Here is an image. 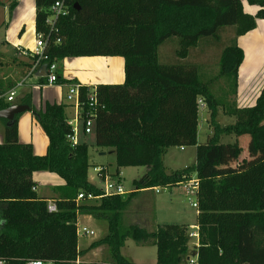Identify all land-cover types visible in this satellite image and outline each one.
<instances>
[{
	"label": "trees",
	"instance_id": "obj_1",
	"mask_svg": "<svg viewBox=\"0 0 264 264\" xmlns=\"http://www.w3.org/2000/svg\"><path fill=\"white\" fill-rule=\"evenodd\" d=\"M58 1L35 0L36 33H49L46 22ZM65 3L70 14L57 21L58 32L52 35L42 65L69 58L122 57L125 83L95 88L99 104L96 146L114 150L118 173L128 167L148 171L134 180L131 193L78 202L80 193L104 195V188L89 180V147L73 146L69 139L72 127L63 105L47 104L45 110L38 111L28 95L21 104L30 107L49 146L47 155H35L31 144L19 141L20 115L12 123L0 119L4 126V142L0 144V259L8 264L30 260L72 264L91 250L106 246L109 264H136L122 253L125 242L133 239L156 245L157 264H191L196 257L195 264H264V89L254 107L240 110L219 99L211 84L200 79L193 63L166 65L158 57L163 44L178 38L177 56L185 60L200 40L220 41L221 29L234 27L235 37L227 39L229 45L220 58L218 78L232 81L236 95L245 58L237 39L255 30L258 20H264V0H247L259 8L255 16L244 12L241 0ZM58 82L66 83L62 76ZM46 83V78H40V84ZM13 86L0 91V111L11 107L3 96ZM91 90L81 87L82 103H87ZM200 101L210 113L212 131L202 145L198 142ZM222 109L236 122L221 125L218 117ZM241 137L251 139L252 160H243L236 169L227 168L242 155ZM176 147H196V162L169 173L163 158ZM39 172L55 174L64 182L57 212H49L48 202L36 191L34 175ZM193 176L198 180V245L189 246L186 226L159 225L154 232L139 226L123 227V214L139 192L173 188L192 181ZM80 215L107 223V235L87 250L80 249Z\"/></svg>",
	"mask_w": 264,
	"mask_h": 264
},
{
	"label": "crops",
	"instance_id": "obj_2",
	"mask_svg": "<svg viewBox=\"0 0 264 264\" xmlns=\"http://www.w3.org/2000/svg\"><path fill=\"white\" fill-rule=\"evenodd\" d=\"M24 0L17 1L16 11L20 9ZM243 3L244 12L246 14H250L255 16L259 10L257 6H250L247 3V0H241ZM2 3V2H1ZM12 4L5 6L7 10L10 12V7ZM36 8V7H35ZM34 8V21L32 23L31 31L35 35V40H32L30 43L25 42L26 35L19 36L18 40H14L10 42L8 37V29L7 34L5 35V40L0 41V45H5L7 52H11L12 56L7 52H2L0 48V91L3 88H7L11 85H14L8 92H6L3 96L7 101L8 94L11 90L16 89L17 96L15 101L11 103L13 105H22L21 102L30 95L32 97V106L40 111L45 110L47 104H57L63 105L66 108V113L68 120L71 121L75 118V108L73 103L67 100V96L69 94V90L73 85H79L81 87H88L91 89H95L100 85H122L125 83L126 74H125V60L123 58L117 57H83V58H74L70 61L66 59L64 62L67 64V70L61 72L60 70V62L57 63L58 77L62 78L66 81V83L58 82L56 85H42L40 84V77L38 76L39 71L35 74H31V70L33 69L35 63V57L33 55L34 50L36 48V10ZM14 10V11H15ZM17 26L23 27V31L27 28L26 20L21 15L17 14ZM29 31V30H28ZM238 46L243 50L245 58L239 69L238 74V89L236 95H234L230 89V94L227 97V103L234 104L238 109L244 110L252 108L256 105L257 100L264 89V20H258L257 27L255 30L249 32L248 34L241 36L237 39ZM187 59L179 60L178 62H184ZM100 65L99 70L92 68V65L97 64ZM201 104V110L199 114V128H198V139H199V131L200 125L203 127L201 117L203 118L204 104L202 101L199 102ZM219 113L218 121L221 125L227 126L236 122V119L230 116H225ZM221 117L225 118L224 123L221 122ZM78 142L79 144H87L88 139L83 125H79L78 129ZM212 134V131H209ZM95 134L92 133L91 135ZM209 134V136H211ZM234 138H232L231 142H234ZM246 137L239 138L240 145L244 143L250 144L249 142H245ZM19 141L23 144H31L34 149V153L37 156H45L47 155L49 139L44 132L43 128L39 124L38 120L35 118L33 112L28 111L20 115L19 117ZM4 142V126L0 121V144ZM199 142V140H198ZM246 144V145H247ZM243 147V146H241ZM98 148V147H97ZM181 151L187 150L186 148H178ZM170 148L167 154L172 150ZM100 157H105L108 153L114 154V150L111 148H99ZM244 152V151H243ZM242 152L243 158H239L241 162L243 160L251 161V157L249 158ZM166 154V155H167ZM196 156V155H195ZM194 159V163L196 162V158L192 156ZM238 160V161H239ZM238 161L232 162L227 168L236 169L239 165ZM193 165V164H192ZM189 167V166H188ZM187 168V167H186ZM98 170L108 171L107 169L97 168L94 171L99 175ZM148 171V170H147ZM178 171V170H177ZM108 173V172H107ZM109 174V173H108ZM196 176H193V180H197ZM34 180L36 183V191L39 197L47 202L57 203L58 201L63 200V191L62 188L64 186V182L55 174H51L48 172H39L35 173ZM92 182V181H90ZM50 184L52 187L48 192L49 198L40 195V189L45 184ZM93 183V182H92ZM43 184V185H42ZM94 184V183H93ZM41 186V187H40ZM179 186L185 187L187 194V184H181ZM132 191H127V193H131ZM149 192L142 191L139 192L138 196ZM151 192H156L153 189ZM157 193V192H156ZM161 193V188H160ZM157 193V194H160ZM134 201V200H133ZM156 205V202L154 203ZM132 203L129 208L125 211L128 212L131 210ZM125 214V213H124ZM198 217V214H197ZM84 219L87 224L94 228V223L97 222L92 216L83 215L79 216ZM99 222V221H98ZM133 222V221H132ZM130 223V226H135L134 223ZM138 226V225H137ZM182 226V225H179ZM187 227V226H186ZM193 227V226H192ZM197 227V226H196ZM96 236V235H95ZM98 240L86 241V243H81L80 241V249L87 250L92 243ZM197 242V241H196ZM109 258V249L106 246H101L94 250H91L83 259H88L87 263L89 264H102L108 263ZM106 258V259H105Z\"/></svg>",
	"mask_w": 264,
	"mask_h": 264
},
{
	"label": "rangeland",
	"instance_id": "obj_3",
	"mask_svg": "<svg viewBox=\"0 0 264 264\" xmlns=\"http://www.w3.org/2000/svg\"><path fill=\"white\" fill-rule=\"evenodd\" d=\"M14 1L15 0H0V41L6 39L5 35L9 29L10 31L8 32L9 34L7 38H9L10 42L18 40L19 36L22 34V36L26 35L25 42L30 43L32 40H35V35L30 28L32 27V23L34 21L35 0H24L19 10H15L17 7L16 6L10 10L9 13H7L5 6L12 4ZM17 14L21 15V17L24 16L26 20L27 28L25 29V32L23 31V27L17 26ZM219 35L221 36L220 41L214 38H204L200 40L197 47L190 49V55L187 60L184 61V63H193L192 65L196 66L198 69L200 79L204 83L211 84L214 94L219 99L223 100L224 98H230L227 97V95L230 94L229 92L232 87V81L230 82L226 78H218L220 74V58L224 48L229 45L228 40H232L235 37V29L234 27L223 28L219 32ZM0 48L2 52H7L5 45H0ZM179 51V39L173 38L168 40L159 48L158 57L160 63L166 65L179 63L178 61L181 60L177 56ZM11 52L7 53L12 56ZM70 60L71 58H69L67 61ZM64 61H61L59 64L61 72L67 70V64ZM92 68L99 70L100 65H98V63L94 64L92 65ZM221 111L222 115L223 113L225 116L227 115L223 109ZM202 114L203 118L201 117V120L203 127L200 125L198 139L199 144L201 145L208 141L209 134H211V132H209L211 131L209 126L210 113L206 107H204ZM221 122H226L224 117H221ZM87 139L90 162L89 180L101 188L105 187L107 180L115 183H121L126 191H132L134 189V180L143 177L146 174L147 169L145 167H128L122 168L118 173L116 156L108 153L105 157H100L101 151L104 150H98L99 148L96 146V135L89 134ZM249 141L250 138L246 137L245 142ZM246 144L247 143H245L244 146L243 143L241 146H243V153L250 158V144ZM186 149L187 150L185 151H181L180 149L173 148L167 155L164 156L163 163L167 172L171 173L177 170H183L186 167L192 166V164H194V159L192 156L197 158L196 147H190ZM241 156V158H243V155ZM238 163V165H240L242 163L241 160H239ZM97 168H105L108 171L105 172L103 170L102 174H99L101 176L99 178L98 174L94 171ZM51 187L52 186L47 183L39 188L40 195L49 198L48 192L50 191ZM146 191L149 192L134 198L129 213L124 212L123 227L125 229L129 228L130 223L133 221L132 223L135 222V226L138 225L148 232H154L159 225H182L189 228V233L194 232L193 229L197 228L196 226L198 218V209L192 205L193 202L197 201L195 193H192L191 191L189 195L186 194L185 187L182 186L161 188L160 194L151 192L152 190ZM155 202L156 205L154 204ZM93 225L94 228L89 226L83 218L78 220L77 226L79 231L83 227H86L89 230L94 231L96 234L94 237H87L79 233V241H81V243H86V241L92 240H100L107 235V223L105 221H97ZM194 245H196V240L191 239L189 246L194 247ZM122 253L126 258L136 264H157V247L152 241L138 243L133 239H129L125 242ZM107 259L109 260L108 256ZM81 261L87 263L88 259L86 260L82 258Z\"/></svg>",
	"mask_w": 264,
	"mask_h": 264
},
{
	"label": "built area",
	"instance_id": "obj_4",
	"mask_svg": "<svg viewBox=\"0 0 264 264\" xmlns=\"http://www.w3.org/2000/svg\"><path fill=\"white\" fill-rule=\"evenodd\" d=\"M69 14L70 11L65 3V0H60L56 2L51 8V15L49 16L46 22V25L50 29L49 33L48 34L36 33V48L33 53L36 61L34 63L33 69L31 70L32 75L35 74L37 71L41 70V68L43 67L42 61L47 59V57L45 56V50L53 39L52 35L58 32L57 21L59 20V18L66 17ZM57 43H60V40H57ZM57 70H58L57 63L48 66L47 76L44 77L46 78L47 81L45 85H56L58 83L59 77L57 74L58 73ZM80 91H81V86L73 85L71 86L69 90V94L67 96V100L73 103L76 113L75 118L69 121V125L72 127V135L69 137V139L71 140L73 146H77L79 144L77 135L80 124L83 125V129L86 135L95 132V123L99 111L98 98L95 89H92L90 91L87 97V103H82L80 101ZM16 96H17L16 89L11 90L8 94L7 101L10 103L14 102ZM86 107L87 109H85ZM102 171L103 170H98L99 174H102ZM185 184H187L186 188L188 195L191 193V191L192 193H195V195H197L198 180H192ZM155 191L157 193H160V188H156ZM125 194H127V191L121 183H115L107 180L104 187V195L100 197H96L93 194L80 193L77 200L78 202L84 200L94 201L104 197H109L113 195H125ZM192 205L193 207L198 208L197 201L193 202ZM48 210L49 212H57V205L53 202H48ZM193 230L194 232L189 233V238L192 240H196L197 241L196 245H198V239H199L198 227ZM79 233L87 237H94L96 235L94 231H91L86 227H83L80 231L78 228V234ZM197 260H198L197 257L191 259L190 263L195 264ZM0 264H8V262H6L3 259H0ZM26 264H54V263L43 260H30L27 261ZM72 264H89V263H85L81 260H77ZM103 264H109V263H103Z\"/></svg>",
	"mask_w": 264,
	"mask_h": 264
},
{
	"label": "water",
	"instance_id": "obj_5",
	"mask_svg": "<svg viewBox=\"0 0 264 264\" xmlns=\"http://www.w3.org/2000/svg\"><path fill=\"white\" fill-rule=\"evenodd\" d=\"M78 6L76 5L75 8H77ZM7 13H9V10H7ZM47 69L48 66L44 65L41 70L38 73V76L40 78H44L47 76ZM30 111V107L29 106H25V105H13L11 107H9L8 109L5 110H1L0 111V119L2 120H7L10 123H12L15 120V117L18 115H21L25 112Z\"/></svg>",
	"mask_w": 264,
	"mask_h": 264
}]
</instances>
